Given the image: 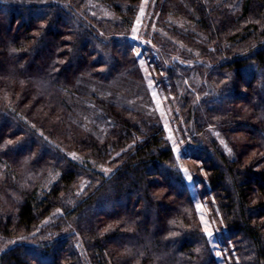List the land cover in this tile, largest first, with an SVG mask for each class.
Returning <instances> with one entry per match:
<instances>
[{
    "label": "trees",
    "instance_id": "1",
    "mask_svg": "<svg viewBox=\"0 0 264 264\" xmlns=\"http://www.w3.org/2000/svg\"><path fill=\"white\" fill-rule=\"evenodd\" d=\"M85 1L69 4L81 10ZM99 1L120 18L116 24L92 19L100 36L62 6L0 1V161L14 177L12 186L0 183V240L24 237L0 253V264H219L173 150L153 118L125 116L105 105L113 123L98 139L80 135L69 117L68 97L81 76L109 81L123 69L138 75L128 60V43L102 36L130 27L141 0ZM187 3L159 4L163 12L197 16L204 37L195 58H203L204 66L195 69L212 88L207 103L193 113L201 132L208 125L219 128L232 150L230 156L222 152L204 137L210 136L205 130L204 150L195 159L205 154L212 163L208 184L226 225L222 239L232 246L226 257L233 264H264V0H226L213 12L202 0ZM240 83L252 94L238 91ZM20 98L32 102L26 112ZM37 108L38 124L30 116ZM235 127L249 130L251 139L230 138ZM95 163L113 173L103 174ZM160 188L167 193L152 192ZM253 195L260 198L256 204ZM170 196L174 200L166 201ZM4 197L16 204L10 214Z\"/></svg>",
    "mask_w": 264,
    "mask_h": 264
},
{
    "label": "rangeland",
    "instance_id": "2",
    "mask_svg": "<svg viewBox=\"0 0 264 264\" xmlns=\"http://www.w3.org/2000/svg\"><path fill=\"white\" fill-rule=\"evenodd\" d=\"M0 1L19 6L52 4L62 6L77 21L81 22L85 28L94 31L99 36L102 33L91 23L92 19L104 22L109 21L113 24L120 21L118 15L107 6L101 4L99 0H86L81 10H76L70 6L69 0ZM176 1L184 7L189 5L187 0ZM202 1L209 12H213V10H216L226 2V0ZM229 1L230 4H233L231 0ZM161 2L159 0H141L136 6V14L130 18L132 21L130 27L126 26V30L111 31L109 37L102 36L104 40L110 38V40L114 39L123 45L128 43V60L132 61L131 69L136 68L137 77L128 76L127 73L129 72L124 69L119 70L109 81H97L81 76L77 89L68 97L69 117L72 123L80 129V131L78 129L80 135H84L83 132L85 131L93 134L98 139H102L108 134L113 123V119L106 112L105 105L110 104L118 112L125 113V116H130L128 115L129 112H136L153 118V123L163 129L166 145L172 148L175 164L188 185L190 194L195 199L202 228L209 227L214 234V238H208L216 260L219 264H233L230 257H226V255L229 256L228 253L231 251L232 246L230 244L225 245L221 236L223 235L222 233L226 232V225L208 184L210 176L208 168L212 166V163L206 160L204 151H202V155L204 154L202 160L195 159V156L200 155L199 151L204 150L202 146L204 142L201 135L205 130L210 131V136L204 137H210V141L214 140L215 146L228 156L232 154L228 137H224L219 128L211 125H208V128H204V131L202 130L203 132H201L200 128L202 125L198 124V116L193 113L195 111L193 108H201L203 103H207L206 99L210 97V88H212L211 84L200 75L199 70L195 69V65L204 66L203 58L199 59L198 56L195 58V55L200 54L196 46H198L199 40L204 35L201 33V26H197L195 13L188 12L187 15H177L171 12H163L159 4ZM43 25L45 23L38 24L39 27ZM133 28L136 31H133ZM37 34L38 29L31 36H36ZM70 38L67 37L66 39V44L68 45ZM137 53H139V56ZM182 69H189L190 74H183ZM173 76H176V78ZM149 80L152 83H149ZM228 81V83L231 82L230 80ZM237 89L243 94H252L251 89H247L242 83L238 85ZM189 94L193 95L192 109L187 108L185 100ZM20 101L23 103L22 112H26V109H29L32 105L30 101L25 102L21 98ZM236 107L241 108L243 106L241 104ZM40 111V108H37L35 114L30 115L33 120H37V124L42 114ZM244 129L243 127H235L232 130L233 137L230 138L236 139L237 143L250 140L252 134L248 135L249 130L245 133ZM174 149H179V151H174ZM251 155L254 156V153L252 152ZM72 157L79 160L77 155H72ZM92 166L107 176L113 173L112 168L103 164L95 163ZM182 169L188 170V174L192 176V181L187 179ZM52 179H54V176H51ZM0 183L8 186L14 184L13 174L4 161H0ZM84 183L86 184V181ZM85 184L82 185L84 186ZM167 191L166 188H160L154 189L152 192L165 194ZM172 199L174 200L170 196L166 198V201H171ZM2 200L6 201L3 204L5 211L8 214L12 213L16 205L15 202L7 200L6 197ZM252 200L251 204H256L260 201V198L253 195ZM208 202L212 203V206L214 205V210L209 208ZM23 239L24 237H17L13 242L8 241L6 243L0 240V253ZM236 261L239 262V259H236ZM87 264L93 263L87 260Z\"/></svg>",
    "mask_w": 264,
    "mask_h": 264
},
{
    "label": "snow or ice",
    "instance_id": "3",
    "mask_svg": "<svg viewBox=\"0 0 264 264\" xmlns=\"http://www.w3.org/2000/svg\"><path fill=\"white\" fill-rule=\"evenodd\" d=\"M133 31H136V29L133 28ZM137 55L139 56V53H137ZM141 63H143V61H141ZM149 83H152V81L149 80ZM169 139H171V138H169ZM9 143H11V141H9ZM174 151H179V149H174ZM74 155H75V154H73V156H74ZM105 171H108V170H105ZM182 171L186 174L187 179H188L189 181H192V176L188 174V170H187V169H182ZM203 231L205 232V234H206L209 238H214V234H213V232L210 230L209 227H204ZM218 255H219V253H218Z\"/></svg>",
    "mask_w": 264,
    "mask_h": 264
}]
</instances>
